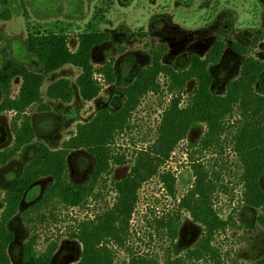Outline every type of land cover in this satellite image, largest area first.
Instances as JSON below:
<instances>
[{
    "label": "rangeland",
    "instance_id": "obj_1",
    "mask_svg": "<svg viewBox=\"0 0 264 264\" xmlns=\"http://www.w3.org/2000/svg\"><path fill=\"white\" fill-rule=\"evenodd\" d=\"M88 27L105 31L110 36L107 42L92 50L91 61L98 69L112 59L115 82L107 84L101 75L95 74L102 90L93 100L83 101L75 84L80 69L65 65L45 73L40 59L27 50L26 40L30 35L64 33L74 50L72 43L77 34ZM219 38L224 41L225 48L220 60L209 68L213 77L211 91L223 94L226 82L239 75L246 56L264 64V0H0V67L6 61L17 60L42 74L43 101L49 105L48 111L40 110L38 104L25 110L34 136L0 167V212L5 189L22 172L38 145L43 143L49 149L57 150L75 133L78 123L88 121L101 109L115 110L122 101L121 88L133 82L138 67L150 65V49L164 45L166 51L162 63L183 69L189 65L193 54L204 57ZM234 42L248 49L246 56L233 50ZM61 78L72 82L74 97L70 102L53 100L46 95L49 85ZM21 82L20 77L12 80L11 98L17 96ZM194 84L193 80L188 82L184 99ZM254 89L264 93V73ZM3 97L0 90V101ZM168 99L164 89L142 98L132 118L133 128L119 140L122 152L129 159L134 149L154 139ZM15 116L14 111L0 113V151L14 143L11 122ZM202 134V125L191 130L163 166V170L173 173L176 179L171 191L157 176L140 188L131 220V251L152 253L158 257L159 264H173L176 256L198 242L202 234L200 226L177 207L179 199L194 183L192 160H198L213 166L223 180L224 186L217 193L215 205L221 210L222 217L230 215L236 221L233 228L218 236L219 245L228 253L226 264H251L264 257V218L260 217L264 216V206L252 208L240 202L241 188L237 184L240 166L230 147H226L222 155L189 149L188 145L200 139ZM66 166V180L82 184L90 181L95 160L87 152L77 149L68 155ZM129 169L130 162L114 166L109 179L118 181ZM259 181L264 190V173ZM48 182L44 178L31 188L23 203L30 205L39 199ZM102 188L101 179L94 188L95 192L99 191L98 197L90 198L84 207H67L55 200L24 217L20 213L15 215L9 223L14 235L7 250L10 264H21L23 244L32 236L38 253L49 246L54 247L49 264L76 262L81 255V244L72 238L75 223L112 203L111 189ZM155 218L174 225L176 238L169 237L167 226L156 227ZM114 264H129V254L117 250Z\"/></svg>",
    "mask_w": 264,
    "mask_h": 264
},
{
    "label": "trees",
    "instance_id": "obj_2",
    "mask_svg": "<svg viewBox=\"0 0 264 264\" xmlns=\"http://www.w3.org/2000/svg\"><path fill=\"white\" fill-rule=\"evenodd\" d=\"M109 38L107 32L88 27L77 34L72 43L74 50L70 47L69 37L57 32L30 35L26 46L40 59L45 73L65 65L79 68L75 79L79 96L83 101H91L102 90L95 74L101 75L107 84L115 82L112 59L98 69L91 61L92 50ZM157 48L149 50L150 65L138 67L133 82L121 88L122 101L115 110L101 109L88 121L78 123L75 133L57 150L40 143L22 172L5 189L0 212V264H10L7 250L14 235L9 223L15 215L20 213L24 217L55 200L67 207H84L90 198L98 197L99 191L95 192L94 188L101 179L102 190L109 187L113 193L112 203L75 223L72 238L81 244V255L71 264H114L119 249L129 254V264H159L156 255L132 252L129 245L138 193L142 185L155 176L172 190L175 176L164 171L163 166L177 145L199 125L203 126V134L188 145L189 149L222 155L225 148L230 147L240 166L237 183L241 188L240 202L252 208L264 206V190L259 181L264 173V93L254 89L264 73V64L246 56V47L232 43L233 50L246 57L239 75L226 82L223 94H216L211 91L213 77L209 67L220 60L225 48L221 38L204 57L193 54L189 65L183 69L162 63L166 47L159 45ZM16 77L22 82L17 96L11 98V82ZM43 79L42 74L17 60L6 61L0 67V90L4 95L0 101V113H16L11 122L14 143L0 151V167L32 141L34 131L25 113L26 108L38 104L40 110H49L41 92ZM192 80L194 87L184 99L186 86ZM162 89L169 99L160 114L155 137L134 149L129 159L122 152L119 140L133 128L132 118L142 98L149 93L158 94ZM46 95L53 100L70 102L74 97L72 82L58 79L49 85ZM77 149L87 152L95 160L90 181L82 184L68 182L65 178L67 157ZM129 162L130 169L120 180L109 179L114 166ZM192 171L194 183L179 199L177 207L189 214L200 226L202 234L192 248L176 256L173 264H226L228 253L219 245L218 236L233 228L236 221L230 215L222 217L221 210L215 205L217 193L224 186L223 180L213 166H206L198 160H192ZM44 178L49 182L41 197L33 204L25 205L23 201L27 192ZM154 222L156 227L167 226L169 237L176 238V229L169 221L155 218ZM53 253V246L38 253L32 236L23 244L21 264H49ZM251 264H264V257Z\"/></svg>",
    "mask_w": 264,
    "mask_h": 264
}]
</instances>
